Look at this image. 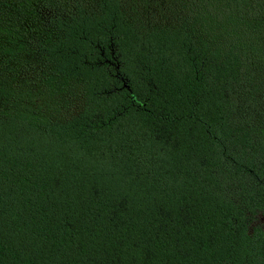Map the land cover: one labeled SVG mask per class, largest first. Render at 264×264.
<instances>
[{
	"label": "trees",
	"instance_id": "1",
	"mask_svg": "<svg viewBox=\"0 0 264 264\" xmlns=\"http://www.w3.org/2000/svg\"><path fill=\"white\" fill-rule=\"evenodd\" d=\"M0 264H264V0H0Z\"/></svg>",
	"mask_w": 264,
	"mask_h": 264
}]
</instances>
